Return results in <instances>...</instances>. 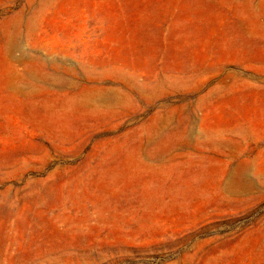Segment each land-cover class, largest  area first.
I'll return each instance as SVG.
<instances>
[{
    "label": "rangeland",
    "instance_id": "1",
    "mask_svg": "<svg viewBox=\"0 0 264 264\" xmlns=\"http://www.w3.org/2000/svg\"><path fill=\"white\" fill-rule=\"evenodd\" d=\"M0 264H264V0H0Z\"/></svg>",
    "mask_w": 264,
    "mask_h": 264
}]
</instances>
